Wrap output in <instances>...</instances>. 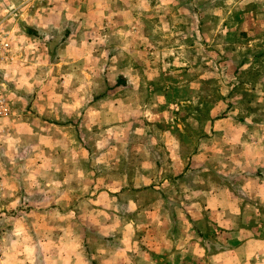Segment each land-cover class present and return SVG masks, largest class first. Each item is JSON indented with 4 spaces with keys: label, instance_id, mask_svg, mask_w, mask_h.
Segmentation results:
<instances>
[{
    "label": "crops",
    "instance_id": "obj_1",
    "mask_svg": "<svg viewBox=\"0 0 264 264\" xmlns=\"http://www.w3.org/2000/svg\"><path fill=\"white\" fill-rule=\"evenodd\" d=\"M76 4L68 13L67 4H59V25L69 31L59 48L60 66L63 72L69 66L92 76L84 85L94 96L83 114H59L55 129L76 131L81 120L93 124L94 264H264V149L260 140L245 137L250 131L243 116L212 114L211 101L200 99L187 64L182 70L165 66L171 60L160 31L167 20L160 12H179L177 3ZM192 4L185 39L193 38L198 14ZM34 21L30 13L27 23ZM204 40L209 41L205 35ZM59 103L67 107L65 100ZM58 139L66 140V134ZM67 151L53 146L43 152L61 157ZM19 170L14 162L0 163V264H41L20 258L14 235H29L26 241L34 246L42 244L44 234L55 244L66 246L68 235L77 241L83 234L74 228L80 215L76 208L68 215L62 203L80 198L77 190L68 192L61 165L48 190L40 181L20 186ZM21 202L54 203L57 209L23 212ZM68 217L75 222L69 227ZM19 218L25 220L23 228Z\"/></svg>",
    "mask_w": 264,
    "mask_h": 264
},
{
    "label": "rangeland",
    "instance_id": "obj_2",
    "mask_svg": "<svg viewBox=\"0 0 264 264\" xmlns=\"http://www.w3.org/2000/svg\"><path fill=\"white\" fill-rule=\"evenodd\" d=\"M77 1L81 0H0V98L5 100L8 112L0 118V163L20 166L16 172L20 186L40 181L47 190L54 185L61 165L66 170L68 192L75 189L80 198L76 203L68 199L62 207L68 215L75 208L79 213L74 228H82L81 241L79 236L75 241V236L68 235L65 246L47 242L52 236L44 234L42 244L34 246L26 241L29 235H14L20 258H36L41 264H94L93 124L81 120L76 131L55 129L59 114H83L85 103L94 96V91L84 85V80L91 82L92 76L77 74L69 66L63 72L60 66L59 48L69 31L64 33L59 25V4L66 3L68 13L69 8L77 9ZM172 1L179 12L168 8L160 12L163 20L176 24L168 27L163 21L160 28L163 47L170 52L171 62H164L165 66L182 70L187 64L192 70L188 77L198 84L200 99L211 101L212 114L218 118L243 116L242 121L247 120L245 130L250 131L245 137H250L251 142L260 140V148L264 149V0ZM192 3L198 5V14L193 15V38L185 39L190 36L185 21L192 17L187 13ZM30 13L35 14V21L29 25ZM203 22L207 25L204 28ZM203 35L209 41H203ZM62 99L67 102L66 108L59 107ZM218 101L223 106L216 107ZM76 102L81 103L74 105ZM46 126H50L49 132H44ZM63 134L65 142L58 139ZM103 143L106 146L105 140ZM53 146H66V156L43 152ZM31 173L38 179L32 180L37 177ZM19 205L18 210L23 212L33 207L57 209L54 203ZM17 221L19 227L25 226V220ZM73 223L74 218L68 217V227Z\"/></svg>",
    "mask_w": 264,
    "mask_h": 264
},
{
    "label": "built area",
    "instance_id": "obj_3",
    "mask_svg": "<svg viewBox=\"0 0 264 264\" xmlns=\"http://www.w3.org/2000/svg\"><path fill=\"white\" fill-rule=\"evenodd\" d=\"M3 47H5V46H3ZM7 113H8L7 112V105L5 103V100L0 98V118L7 115ZM0 256H1V254H0Z\"/></svg>",
    "mask_w": 264,
    "mask_h": 264
}]
</instances>
